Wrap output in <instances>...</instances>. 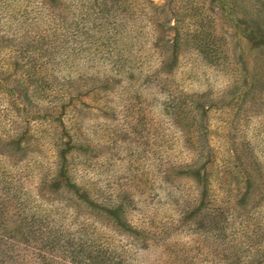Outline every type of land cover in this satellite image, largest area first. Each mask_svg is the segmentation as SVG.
<instances>
[{"label": "trees", "instance_id": "16d2710c", "mask_svg": "<svg viewBox=\"0 0 264 264\" xmlns=\"http://www.w3.org/2000/svg\"><path fill=\"white\" fill-rule=\"evenodd\" d=\"M234 1L264 47V0ZM222 8L223 0H0V264H131L138 227L120 191L96 188L90 145L66 113L78 111V98L66 86L136 69L143 79L170 76L189 52L228 61ZM153 224L141 221L139 237L164 248L165 228ZM234 233L249 236L227 264H264V228L241 220Z\"/></svg>", "mask_w": 264, "mask_h": 264}, {"label": "rangeland", "instance_id": "374dc122", "mask_svg": "<svg viewBox=\"0 0 264 264\" xmlns=\"http://www.w3.org/2000/svg\"><path fill=\"white\" fill-rule=\"evenodd\" d=\"M223 2L217 30L228 61L189 52L170 76L143 79L136 69L66 86L78 98V111L66 113L90 145L96 188L120 191L138 227L131 264H227L249 236L234 233L241 220L264 228V47L251 37L249 11ZM148 218L165 228L164 248L160 239L141 241ZM257 242L264 251V237Z\"/></svg>", "mask_w": 264, "mask_h": 264}]
</instances>
